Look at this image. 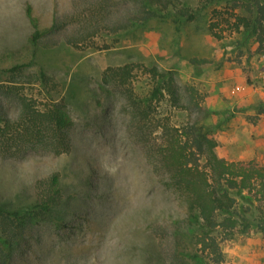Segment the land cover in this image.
<instances>
[{
  "label": "rangeland",
  "instance_id": "1",
  "mask_svg": "<svg viewBox=\"0 0 264 264\" xmlns=\"http://www.w3.org/2000/svg\"><path fill=\"white\" fill-rule=\"evenodd\" d=\"M79 2L0 0V68L21 66L0 75L1 113L16 121L23 97L38 110L61 101L71 119L66 152L37 139L0 148L1 204L33 205L36 180L53 173L62 192L61 203L33 221L12 264H174L195 252L196 228L168 186L156 119L174 127L207 124L219 157L264 166V47L249 41L237 48L227 30L215 39L209 7L178 30L170 19L151 20L109 49H77L63 40L31 44L27 5L45 27L54 11ZM191 58L206 62L193 65ZM127 63L134 65L136 94L147 89L144 65L171 73L178 105L153 104L154 120L142 122L127 90L102 81L105 69ZM220 248L223 264H264V235L257 230L235 233Z\"/></svg>",
  "mask_w": 264,
  "mask_h": 264
},
{
  "label": "trees",
  "instance_id": "2",
  "mask_svg": "<svg viewBox=\"0 0 264 264\" xmlns=\"http://www.w3.org/2000/svg\"><path fill=\"white\" fill-rule=\"evenodd\" d=\"M208 7L207 27L215 39H224L227 30L237 48H247L249 41L264 47V0H80L69 10L54 11L51 23L45 27L39 25L30 5L25 7V15L32 28L29 40L33 46L52 47L63 40L73 48L102 50L141 33L154 19H170L178 30ZM190 62L197 65L206 60L191 58ZM133 66L127 63L108 67L102 81L127 90L126 97L142 122L154 120L153 104L165 100L178 105L171 73L144 65L147 89L136 94ZM20 67L0 68V75L11 76ZM39 75L45 78L44 72ZM21 100L23 112L16 121L0 111V148L23 139H37L55 153L68 151L66 129L71 119L65 103L51 100L38 110L23 97ZM160 120L156 119V128H160L164 139L160 152L168 171V186L184 204L186 221L196 228L195 252L181 255L174 264H223L221 240L250 230L264 235V166L253 159L228 161L219 157L207 124L192 122L174 127ZM34 189L33 205L9 208L0 203V264H12L14 256L27 245L25 235L33 221L61 203L57 174L37 179Z\"/></svg>",
  "mask_w": 264,
  "mask_h": 264
}]
</instances>
